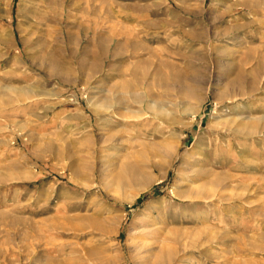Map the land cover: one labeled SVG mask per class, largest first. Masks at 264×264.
<instances>
[{"label": "rangeland", "instance_id": "1", "mask_svg": "<svg viewBox=\"0 0 264 264\" xmlns=\"http://www.w3.org/2000/svg\"><path fill=\"white\" fill-rule=\"evenodd\" d=\"M0 264H264V0H0Z\"/></svg>", "mask_w": 264, "mask_h": 264}]
</instances>
